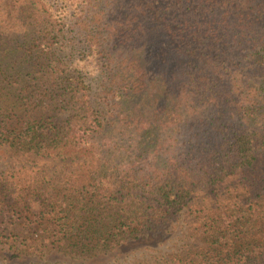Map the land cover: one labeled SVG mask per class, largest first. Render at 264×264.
Listing matches in <instances>:
<instances>
[{"label": "trees", "instance_id": "trees-1", "mask_svg": "<svg viewBox=\"0 0 264 264\" xmlns=\"http://www.w3.org/2000/svg\"><path fill=\"white\" fill-rule=\"evenodd\" d=\"M0 147L68 161L31 194L64 251L173 233L197 192L264 152V0H0ZM196 237L175 264H264V176Z\"/></svg>", "mask_w": 264, "mask_h": 264}, {"label": "rangeland", "instance_id": "rangeland-1", "mask_svg": "<svg viewBox=\"0 0 264 264\" xmlns=\"http://www.w3.org/2000/svg\"><path fill=\"white\" fill-rule=\"evenodd\" d=\"M78 56L75 54L73 59ZM10 60L12 62V56ZM97 82L94 80L92 83ZM58 113L47 114L43 121L57 123L66 119L65 114ZM19 116L22 117L21 125L26 119L38 118L36 112L24 110ZM67 163L33 156H14L7 147H0V208L4 209L0 212V264H175L177 258L193 252L194 247H200V243H195L196 229L203 216L214 208L215 201L226 199L235 189L250 188L264 176L262 152L251 168L222 184L197 192L190 206L174 223L173 233L159 234L144 241L128 243L112 252L87 257L59 247L60 241L50 232L56 224L51 215L54 206L44 202L48 197L44 193L46 191L42 192L40 201L31 198L33 184L39 186L37 192L40 187L46 188L49 178L62 174ZM4 182L8 188H13V196H8V188L2 189ZM7 210L11 212L7 213Z\"/></svg>", "mask_w": 264, "mask_h": 264}]
</instances>
